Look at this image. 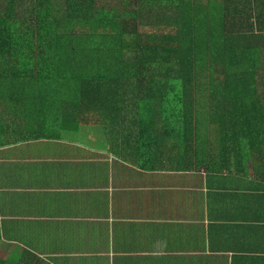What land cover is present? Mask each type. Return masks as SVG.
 I'll return each mask as SVG.
<instances>
[{
    "label": "crops",
    "instance_id": "0c3cea01",
    "mask_svg": "<svg viewBox=\"0 0 264 264\" xmlns=\"http://www.w3.org/2000/svg\"><path fill=\"white\" fill-rule=\"evenodd\" d=\"M81 1L0 0V85L80 79L81 67L94 62L82 45L60 38L67 35L66 6ZM37 20L47 25L41 29ZM31 97L1 98L0 259L264 264L260 175L198 167L202 160L192 151L178 156L172 137L162 142L160 128L146 127L147 138L139 137L140 127L128 119L45 135L41 120L34 123Z\"/></svg>",
    "mask_w": 264,
    "mask_h": 264
},
{
    "label": "trees",
    "instance_id": "16d2710c",
    "mask_svg": "<svg viewBox=\"0 0 264 264\" xmlns=\"http://www.w3.org/2000/svg\"><path fill=\"white\" fill-rule=\"evenodd\" d=\"M94 1L66 6L60 38L94 63L68 82L0 85V115L4 95L29 93L45 135L128 119L139 137L160 128L162 142L172 137L198 167L251 169L264 180V0Z\"/></svg>",
    "mask_w": 264,
    "mask_h": 264
}]
</instances>
